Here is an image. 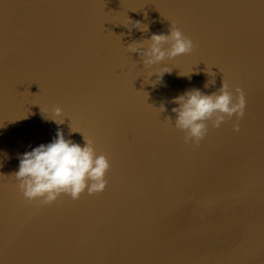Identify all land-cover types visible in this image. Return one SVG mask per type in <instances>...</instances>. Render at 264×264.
Segmentation results:
<instances>
[{"label":"water","instance_id":"95a60500","mask_svg":"<svg viewBox=\"0 0 264 264\" xmlns=\"http://www.w3.org/2000/svg\"><path fill=\"white\" fill-rule=\"evenodd\" d=\"M130 20L147 31L125 26ZM173 21L193 40L190 53L152 66L129 54V44L146 47ZM164 66L171 72L149 77ZM223 79L245 92L239 132L235 115L219 128L209 122L195 146L174 127L177 105L165 108L167 131L148 117L142 88L211 94ZM33 89L64 91L106 119L114 132L96 138L97 154L109 141L104 154L114 158L123 147L111 137L124 144L136 133L133 181L99 196L94 233L95 214L79 199L62 194L51 215L19 192V158L57 135H44L40 110L26 113L25 100L8 111L19 91ZM85 119L76 126L87 131ZM58 130L84 145L66 124ZM36 228L59 238L55 252L38 234L26 240ZM82 228L88 243L77 240ZM32 256L45 264H264V0H0V264H34Z\"/></svg>","mask_w":264,"mask_h":264},{"label":"clouds","instance_id":"9594fccd","mask_svg":"<svg viewBox=\"0 0 264 264\" xmlns=\"http://www.w3.org/2000/svg\"><path fill=\"white\" fill-rule=\"evenodd\" d=\"M141 31H147V26L139 20H130V25ZM147 45L133 42L127 46L130 52L138 53L144 66H152L162 62L166 57L171 59L176 56L190 53L194 48L193 40L186 36L175 22H171L168 34L153 33L149 39L143 40ZM167 45V47H165ZM167 66L161 67L153 74L157 79L164 73L171 72ZM215 76V73L209 72ZM215 80H209L204 87L214 85ZM178 105L171 111L176 114L174 127L184 133L185 144L199 146L208 133L209 122L213 128L235 115L237 121L233 124V131H240L239 119L245 115V92L237 85L235 91L229 90V83L223 79L219 89L211 94H205L200 89L194 88L185 91L173 99ZM160 112L165 111L164 105L159 107ZM55 117H60L63 110L60 106L52 109ZM57 124L63 120L53 119ZM169 122L171 117L167 118ZM74 132V130L71 128ZM85 141L79 143L66 139L62 131H57L56 137L47 144H40L31 151H26L19 158V168L13 176L18 181V189L24 202L36 207L53 204L63 194L73 200L80 198L87 191L89 195L102 192L108 181L105 178L111 165L107 155L97 154L94 140L83 136Z\"/></svg>","mask_w":264,"mask_h":264},{"label":"bare ground","instance_id":"6f19581e","mask_svg":"<svg viewBox=\"0 0 264 264\" xmlns=\"http://www.w3.org/2000/svg\"><path fill=\"white\" fill-rule=\"evenodd\" d=\"M129 54H131L130 51H129ZM204 54H213V52L211 50L210 52H206ZM141 91L144 92L142 94L146 97L142 101L146 102L148 99L152 106V111L148 115V117H150L151 114H153V116L156 119H158L156 121V125L160 129L167 131L171 122H169L165 118L164 114L166 112L165 111L160 112L159 107L161 106V104L164 105V108H166L168 105H171V104H173V106L176 105L173 102V99L177 97L178 95H180L181 93H177L174 89L159 90L156 88H142ZM19 94H20V99L10 104L8 106V111L9 109L11 110L15 104L25 100L24 101L25 107L26 105L30 104L26 110V113L28 112V113L37 114L40 110L39 116H40L41 121L39 120L37 121V123L38 124L42 123V130L44 131V135L55 134L58 131V126H61L62 124L63 125L66 124L68 128L70 129L72 128L74 131L78 132L82 137L83 136L91 137L94 140V143L97 142L96 138H99V136L102 135L103 133L114 132L111 129L109 123L106 121V119L102 117L101 115H99L98 111L93 112V109L91 108H90L91 110L90 109L80 110L76 108V106H74L75 104H72V100L66 97L64 91H56L54 96L51 95L50 91L46 89L22 90V91H19ZM57 105L60 106L63 110V114L60 117H55L52 111V109ZM19 112H20L19 110L16 112V115H15L16 119L18 117ZM172 113L173 112H171V114ZM84 117L86 118L84 121L89 126L87 131L76 126V120H81ZM53 119L63 120L64 122L62 124H57ZM67 132L68 131L64 132L65 138L72 140V135L71 134L68 135ZM135 136H136V133L133 132L132 136L128 138L124 144L121 143L117 138L110 136L112 139L116 140L123 148L121 152L117 154L114 158L112 156L108 157V159H110L109 162L111 165L105 177L108 183L102 192L89 195L87 191H85L84 193L81 194L79 198L78 204L83 206L86 210H91L95 214V217L93 218V225L90 228V230L93 233L95 229L99 227L98 225L101 224L96 216V209L99 207V196L108 194L109 192L116 191L117 189H119L120 186L124 187L126 184H129L131 181H133L135 171L129 162L128 146L131 145ZM101 145L103 147L100 148L99 151L100 153H105L106 150L111 145V142L109 141L103 142ZM228 161L233 162L234 160L229 158ZM60 204L53 203L51 205H47V209L45 210L43 214L49 213L51 215H54L58 213L59 211L58 208H60ZM59 227H60V223L55 222L53 225V230L55 232H58ZM69 227L70 229H72V225ZM69 227L66 229H69ZM64 228H65V224H64ZM85 230L86 228H82L80 230L77 229L76 234L78 235L77 240L79 242H83L88 238L89 235H85L84 237H82L80 234V232L85 231ZM37 234L42 238L43 242L46 244L47 248L44 247V249L47 251L49 250L50 252H55L58 246L61 244V241L59 240V238L54 235H51L50 231L38 233L37 228L34 232L29 234L26 240L34 239ZM48 238H50V243L47 242ZM88 241L89 240H86V243H88ZM28 249H33V248H28ZM32 258H33L34 264H45V263L39 262V260L36 257L32 256Z\"/></svg>","mask_w":264,"mask_h":264}]
</instances>
